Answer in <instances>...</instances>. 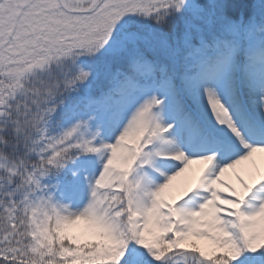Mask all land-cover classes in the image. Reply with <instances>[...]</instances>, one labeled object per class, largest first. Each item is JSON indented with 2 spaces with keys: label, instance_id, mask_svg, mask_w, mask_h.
Returning a JSON list of instances; mask_svg holds the SVG:
<instances>
[{
  "label": "rangeland",
  "instance_id": "374dc122",
  "mask_svg": "<svg viewBox=\"0 0 264 264\" xmlns=\"http://www.w3.org/2000/svg\"><path fill=\"white\" fill-rule=\"evenodd\" d=\"M212 1L0 0V63L7 64V82L54 55L78 62L68 95L39 113L43 130L34 147L35 167L22 172L18 210L27 218L31 261L264 264V120L247 98L264 79V50L247 54L258 35L255 22L238 17L241 43L229 46L208 71L165 85L145 68L139 87L103 118L92 120L75 109L92 87L119 71L116 60L89 65L88 49L124 40L132 18L166 6L187 14L179 49L168 48L154 28L146 36L176 66L191 35L204 42L222 25L208 19ZM250 3L251 16L263 20L264 0ZM223 113L244 122L248 150L256 151L245 165H234L244 154L226 142L231 132L218 127ZM179 127L198 134L188 158L205 161L186 167L183 159L158 156L178 152L172 131ZM59 172L73 177L70 188L51 184ZM187 175L195 185L183 189ZM131 181L128 203L119 202Z\"/></svg>",
  "mask_w": 264,
  "mask_h": 264
},
{
  "label": "trees",
  "instance_id": "16d2710c",
  "mask_svg": "<svg viewBox=\"0 0 264 264\" xmlns=\"http://www.w3.org/2000/svg\"><path fill=\"white\" fill-rule=\"evenodd\" d=\"M250 2L213 0L212 15L208 19L212 21L216 17L222 25L214 31L215 34L206 36L204 42L191 35V42L186 45L185 52L180 53L176 66L153 45H149L146 35L154 28L159 39L168 48L177 51L186 12L171 10L166 6L141 12L140 16L132 18L124 40L92 46L86 51L90 58L87 60L89 65L93 61L116 60L119 71L102 77L101 83L92 87L90 94L75 107L76 112L92 120L103 118L109 114L115 102L128 97L139 87L145 68H149L151 79L165 85L174 84L180 77L193 78L200 71L210 70L224 58L229 46L241 43L237 36L240 16L244 24L247 19L252 21L250 24L255 22L253 31L258 34L247 54L261 53L264 50V19L255 21L251 16L253 3ZM132 46L137 49L133 53L130 51ZM6 66L0 63V264H72L63 260H30L28 222L18 207L25 191L22 172L35 167L34 147L43 130L37 123V117L45 106L68 95V90L73 87L70 84L76 77L78 62H71L66 56L54 55V58L38 63L28 76L14 73L10 82L4 78L8 69ZM61 116H65V113ZM50 176L53 178L52 174ZM56 178L51 182L56 188H70L72 176L59 172ZM133 186L134 181H131L126 188L127 195L119 196V202L128 203ZM47 227L50 239L56 245L50 219ZM159 264H163L162 261Z\"/></svg>",
  "mask_w": 264,
  "mask_h": 264
},
{
  "label": "bare ground",
  "instance_id": "6f19581e",
  "mask_svg": "<svg viewBox=\"0 0 264 264\" xmlns=\"http://www.w3.org/2000/svg\"><path fill=\"white\" fill-rule=\"evenodd\" d=\"M242 91H243V89H242ZM247 98L250 101L251 105L253 106L254 110L257 113H259L260 115H262L263 120H264V79L260 83V86L257 87V91L255 92V95L248 96ZM261 101L263 102V107L257 108L258 104H260ZM223 117H222V120H220L218 127L222 131L224 130V132H228V131L231 132L230 136L225 137L226 142L229 143L230 145L234 146L238 150V152L244 154L243 157L241 156L238 160H236L234 162V165H242V164L245 165L246 161H248V159H250L252 156H254V153L256 151L255 150H251V151L248 150V145L245 142V138L242 134L243 129L246 128V127H244V122L240 121V119L233 114L230 117H226V113H223ZM234 125L236 126V128L233 127ZM262 125L264 128V121H263ZM239 129H240V131H239ZM184 130H185V132L182 129H180V127H179V129L176 128L174 131H172V136H173L172 140L175 143H178V145L180 146V147H178L179 148L178 152L174 156H167L164 153L162 154V152H158V156L162 157L164 159L172 160V161H175L178 158L183 159L187 164L186 167H190V166L194 165L195 163H201L205 160H201V159L200 160H193V159L190 160L188 158L187 155H189V153L192 151L193 146L196 144V143L192 144L191 140L193 139V137H195L198 134H194L193 132L188 131L187 129H184ZM244 131H245V129H244ZM164 143L167 146V142H164ZM183 150L186 152H182ZM210 159H212V157L208 158V160H210ZM259 166H260V169H263V171H264V158L262 161H260ZM228 168H226V170H228ZM225 171H224V177H223L224 180L229 182L231 187L235 188L236 187L235 181L232 179V177L229 175V173H227ZM171 178L172 177H170L169 180ZM170 181H172V180H170ZM194 185H195V179L191 175L190 176L187 175L186 178L182 179V181H181V186L183 189L193 187Z\"/></svg>",
  "mask_w": 264,
  "mask_h": 264
},
{
  "label": "water",
  "instance_id": "95a60500",
  "mask_svg": "<svg viewBox=\"0 0 264 264\" xmlns=\"http://www.w3.org/2000/svg\"><path fill=\"white\" fill-rule=\"evenodd\" d=\"M32 71V67L28 66V67H24L19 73L21 75H28L29 73H31Z\"/></svg>",
  "mask_w": 264,
  "mask_h": 264
}]
</instances>
